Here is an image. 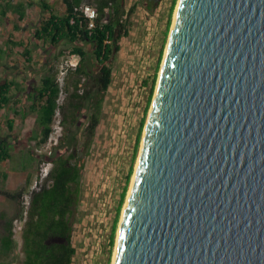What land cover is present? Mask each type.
Here are the masks:
<instances>
[{
	"label": "water",
	"instance_id": "95a60500",
	"mask_svg": "<svg viewBox=\"0 0 264 264\" xmlns=\"http://www.w3.org/2000/svg\"><path fill=\"white\" fill-rule=\"evenodd\" d=\"M137 160L113 264H264V0H178Z\"/></svg>",
	"mask_w": 264,
	"mask_h": 264
},
{
	"label": "rangeland",
	"instance_id": "374dc122",
	"mask_svg": "<svg viewBox=\"0 0 264 264\" xmlns=\"http://www.w3.org/2000/svg\"><path fill=\"white\" fill-rule=\"evenodd\" d=\"M177 1L123 0L122 5L125 12L132 7H134V11L127 17L128 35L121 38L120 49L113 56L112 81L102 104L100 124L85 156L86 163L81 178V197L75 225L77 253L73 257V264L113 263L115 244L111 253H109L108 244L111 225L128 171L131 168L125 200L129 192L145 122L151 106V103L147 106V98L152 78L155 72L158 78L161 63L156 70L155 68L160 50H162L161 62L163 59ZM45 18H47V13L38 6L28 10L25 18L21 21L11 14L8 20L0 19V49L3 51L8 47L12 49L7 55L1 54L0 82L5 79L15 80L22 89L20 92L11 91L10 106L0 112V122L2 123L0 132L7 131L6 119L12 116L14 107L19 110L20 107H25L28 112L30 103L27 100L28 93L38 87L43 76L56 70L59 83L62 84L67 69L78 61V57L70 52L72 46L69 42L62 41L59 45L52 46L48 42L35 38L36 30ZM123 19H126V15L123 16ZM8 38L14 42H23L24 46L30 50L32 59L30 63L26 62L23 48L12 44L6 46ZM79 45L86 50L89 70L96 73L99 66L93 54L94 46L89 42H82ZM87 83L90 85L91 81H87ZM65 96L66 94L63 92L60 103L63 102ZM91 113L92 106L87 101L80 111L76 123L71 126L72 134L77 135L80 141H82L81 135ZM29 115L31 114L28 113L25 119H22L21 115H17L14 127L16 133L23 134L27 131V134H31L32 130L34 132L40 130L36 124L33 125L29 120L31 118ZM60 119L61 115L57 112L53 132L45 144L38 146L35 140L28 143V147L38 159L35 170L37 179L40 178L45 168L52 167L47 159L63 131L62 124L59 123ZM142 120L144 122L141 137L133 158ZM11 149H17V146H12ZM24 157L23 162H30L32 159L29 153H25ZM44 181L39 182L37 188ZM34 189H36L34 183H31L23 197L14 202L15 209L13 211L1 207L0 212L3 218H8L13 223L14 247L7 257L0 253V264H22L24 259L22 252L24 220L20 219V215L22 212L25 215L24 211L28 205L30 193ZM125 200L117 223L115 240ZM3 224L4 222H0V235L5 233Z\"/></svg>",
	"mask_w": 264,
	"mask_h": 264
},
{
	"label": "trees",
	"instance_id": "16d2710c",
	"mask_svg": "<svg viewBox=\"0 0 264 264\" xmlns=\"http://www.w3.org/2000/svg\"><path fill=\"white\" fill-rule=\"evenodd\" d=\"M63 2L66 9L62 15H59L46 0L39 1V6L47 13V18L36 30L35 38L48 42L52 46H57L62 41L69 42L72 46L70 52L78 57V61L67 69L62 84L59 83L56 70L43 76L38 87L28 93L27 100L30 102L28 112L25 107H20V110L14 107L13 118H8L6 121V127L11 131L15 125V116L20 114L21 118L25 119L28 113L33 114L31 122L33 125L36 124L40 130L32 132L29 140H35L38 146L45 144L52 134L57 112L61 115L59 123L63 128L47 159V162L52 164L48 177L38 189L30 193V199L24 211L25 215L23 212L20 215V219L24 220L22 264H73V257L77 253L75 225L81 197V178L86 163L85 156L100 124L102 104L112 81L113 56L120 49L121 38L128 35L127 17L134 11L132 7L125 12L122 5L123 0H63ZM83 4H89L97 9L98 15L92 29L89 28L88 19L77 10ZM32 5L31 2L25 5L22 2L12 3L1 0L0 19H7L8 15L12 14L18 21H21L25 18L26 7ZM124 15L126 19H123ZM82 42H89L94 46L93 54L99 66L96 73L88 70L86 50L79 45ZM11 44L23 48L26 62H31L30 50L24 46L23 42H14L8 38L6 46ZM11 50L10 47L4 51L0 49V57L2 53L7 55ZM161 57L162 50L159 52L155 70L161 63ZM156 78L157 73L155 72L147 98V106L150 105L153 97ZM87 81H91V84L88 85ZM12 90L20 92L22 89L15 80L5 79L0 82V112L9 107ZM63 92L66 96L60 103ZM87 101L91 103L92 113L82 132V141H80L77 135L72 134L71 126L76 123ZM143 122L142 120L140 123L133 158L138 149ZM1 126L0 122V128ZM5 145L6 143L0 144V162L9 157V151L4 149ZM131 172L130 168L111 225L108 240L109 253L112 252L115 244L117 223ZM4 194L11 199L20 198L19 193L4 192ZM4 232L0 238V253L7 257L14 247L12 221L5 224Z\"/></svg>",
	"mask_w": 264,
	"mask_h": 264
},
{
	"label": "crops",
	"instance_id": "0c3cea01",
	"mask_svg": "<svg viewBox=\"0 0 264 264\" xmlns=\"http://www.w3.org/2000/svg\"><path fill=\"white\" fill-rule=\"evenodd\" d=\"M7 1H11L12 3L22 2L25 5H27L29 2L33 3L32 6L26 7V14H27L28 10L39 6L40 0H7ZM46 1L50 4L52 9L55 12H57L59 15H62L65 12L66 7L63 0H46ZM9 16L10 14L8 15V17ZM8 19L9 18L5 20ZM29 116H31V118L28 117L29 120H31L33 114ZM16 117L17 116H15V118ZM8 118H13V117L9 116ZM15 124H16V119H15ZM32 132L34 131L32 130L31 133ZM30 135L31 134H27V131L26 133L18 134L15 132V128H13L11 131H9V129L7 128V131L2 130L0 132V144L6 143L4 149H7L9 151V157L0 162V210L1 207H4L5 210L9 208L10 211H13L15 209L14 202H16V200L8 198L7 196H5L4 192H8L12 194L19 193L18 197H23L28 186L31 185V183H34L35 181L38 180L35 176L36 164L38 159L37 156L33 153V151L28 147V143H31V141H33V140H29ZM12 146L14 147L17 146V149L12 150L11 149ZM25 153L31 154L32 159L30 160V162H23L25 158L24 157ZM8 221L11 220L8 218H3L2 213L0 212V222H4L3 226H5V224ZM1 237L2 235H0V238ZM0 249H1V244H0Z\"/></svg>",
	"mask_w": 264,
	"mask_h": 264
},
{
	"label": "built area",
	"instance_id": "2783aa9c",
	"mask_svg": "<svg viewBox=\"0 0 264 264\" xmlns=\"http://www.w3.org/2000/svg\"><path fill=\"white\" fill-rule=\"evenodd\" d=\"M77 10L82 12L84 17H86L88 19L89 28L92 29L94 27V25H95V19L97 18V15H98L97 9L94 6H91L89 4H83ZM50 169H46L45 168L44 171H42V173L40 175V178L37 181L34 182V188L38 189L37 188L38 183L46 180V178L48 177V174L50 172Z\"/></svg>",
	"mask_w": 264,
	"mask_h": 264
},
{
	"label": "bare ground",
	"instance_id": "6f19581e",
	"mask_svg": "<svg viewBox=\"0 0 264 264\" xmlns=\"http://www.w3.org/2000/svg\"><path fill=\"white\" fill-rule=\"evenodd\" d=\"M177 3H178V1H177ZM176 6H177V5H176ZM175 11H176V8H175ZM175 11H174V15H175ZM174 15H173V19H174ZM137 162H138V160H137ZM137 162H136V166H137ZM136 166H135V169H136ZM133 177H134V173H133V175H132L131 185H130V187H129V192H128L127 198H126V200H125V204H124V207H123V210H122V214H123V212H124V209H125V205H126V201H127V199H128V196H129V194H130V190H131L132 182H133ZM122 214H121V219H122ZM119 225H120V224H119ZM115 255H116V246H115V250H114V252H113V261H114ZM112 264H113V263H112Z\"/></svg>",
	"mask_w": 264,
	"mask_h": 264
},
{
	"label": "flooded vegetation",
	"instance_id": "af4514ba",
	"mask_svg": "<svg viewBox=\"0 0 264 264\" xmlns=\"http://www.w3.org/2000/svg\"><path fill=\"white\" fill-rule=\"evenodd\" d=\"M86 60H87V54H86ZM87 62V61H86ZM88 70H89V68H88ZM89 72H91L90 70H89ZM10 106V105H9ZM60 122V121H59Z\"/></svg>",
	"mask_w": 264,
	"mask_h": 264
}]
</instances>
